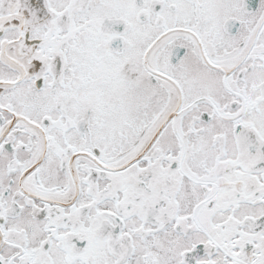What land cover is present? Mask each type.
Returning a JSON list of instances; mask_svg holds the SVG:
<instances>
[{
	"label": "snow or ice",
	"instance_id": "1",
	"mask_svg": "<svg viewBox=\"0 0 264 264\" xmlns=\"http://www.w3.org/2000/svg\"><path fill=\"white\" fill-rule=\"evenodd\" d=\"M0 264H264V0H0Z\"/></svg>",
	"mask_w": 264,
	"mask_h": 264
}]
</instances>
